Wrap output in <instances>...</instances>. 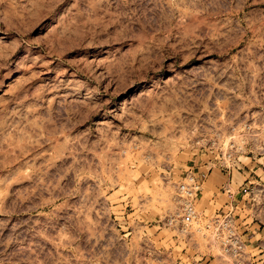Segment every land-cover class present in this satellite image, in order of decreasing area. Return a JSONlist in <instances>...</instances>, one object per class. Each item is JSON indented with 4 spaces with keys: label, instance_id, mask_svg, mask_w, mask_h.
<instances>
[{
    "label": "rangeland",
    "instance_id": "rangeland-1",
    "mask_svg": "<svg viewBox=\"0 0 264 264\" xmlns=\"http://www.w3.org/2000/svg\"><path fill=\"white\" fill-rule=\"evenodd\" d=\"M188 171L264 264V0H0V264H228Z\"/></svg>",
    "mask_w": 264,
    "mask_h": 264
},
{
    "label": "built area",
    "instance_id": "built-area-1",
    "mask_svg": "<svg viewBox=\"0 0 264 264\" xmlns=\"http://www.w3.org/2000/svg\"><path fill=\"white\" fill-rule=\"evenodd\" d=\"M202 191L203 181L200 176L194 171L186 172L175 190L177 209L162 220L161 226L174 230L178 239L192 240L196 233L200 234L207 246L216 247L219 257L228 264H250L246 229L234 214L233 207L228 211H220L201 226L202 214L198 209V198ZM221 192L231 194V188L225 185Z\"/></svg>",
    "mask_w": 264,
    "mask_h": 264
}]
</instances>
